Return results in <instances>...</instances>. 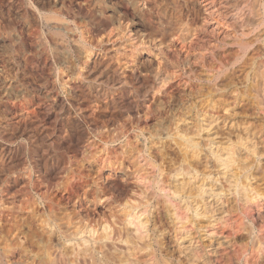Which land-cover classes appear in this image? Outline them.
<instances>
[{
	"label": "bare ground",
	"instance_id": "6f19581e",
	"mask_svg": "<svg viewBox=\"0 0 264 264\" xmlns=\"http://www.w3.org/2000/svg\"><path fill=\"white\" fill-rule=\"evenodd\" d=\"M72 4L79 15L37 10L50 48L38 38L34 51L56 57L69 96L51 102L57 118L0 124V264H264V0ZM19 39L0 32V57ZM160 96L128 162L69 173L80 157L52 138L67 105L89 125L85 143Z\"/></svg>",
	"mask_w": 264,
	"mask_h": 264
},
{
	"label": "rangeland",
	"instance_id": "374dc122",
	"mask_svg": "<svg viewBox=\"0 0 264 264\" xmlns=\"http://www.w3.org/2000/svg\"><path fill=\"white\" fill-rule=\"evenodd\" d=\"M42 1H43V3H41ZM48 1L49 0H47V1L46 0H37V1L36 0H0V32L1 33H7L9 30L12 34L16 33V39L20 38L19 43H18V40H16V42L12 46H10L11 48L9 47L8 52L10 51V49H12L10 51V53L7 52L3 56H1L4 59V57L6 55L5 60H3L0 57V59H2L0 62V120L3 119L2 122L0 121V124L2 123V126H3V124H6V127H5V125H4V127H5L6 131H8V132H11L12 131L11 127H14L15 124L17 125L19 122H20L19 125L22 126L23 123L25 122V119H27L26 120L27 124L25 123L23 126L26 125V129H32L33 124L38 123L36 121H40L39 123H41V121L43 122V120L47 125L51 126V124L54 121L52 119L57 118L56 111L53 110V109H56L54 106L55 102H58L61 99L67 101V99H68L67 97H69L67 94L68 93L67 89H65L62 86V84L60 83V81H61L60 75H57L59 73V71H58L57 66H55V63L57 65V60H55L56 57L53 56V54L50 56L51 52H49L50 54L48 53L49 54L48 55L47 52L49 50H47V52L42 51L41 49H37L38 51H34V49L38 45L37 43L39 42L40 38H44L43 39L44 42L50 48V44H49L48 40L46 39L47 38V30H46L47 26H46V24H44L45 23L44 20L38 15L37 10L39 9L38 8L39 4H41L40 6L44 5L45 8H47V6H48L47 10H51V11H54L56 9L58 10L59 9V8H57L58 6L69 5L70 7H72V6L73 7L70 9H69V6H68V8H65L64 12H63L64 16H66V14L70 13V12H72V14L75 12L74 13L75 15H79V14H77V12H78L77 8H75V6L72 3H75V1L76 2H82L83 0H55V1L50 0L49 2ZM61 1H62V3H61ZM63 1H65L67 3L64 4ZM37 3H38V5H37ZM45 3H46V5H45ZM56 3H57V5H56ZM33 5H35L36 7L35 6L33 7ZM21 6L23 8H21ZM26 6H28L29 8ZM52 6H53V8L56 6L57 7L53 9ZM30 7L32 9L31 11H30ZM17 8H19V9H17ZM20 10H22V11H20ZM122 10H123L122 12L124 13L125 17H127L129 19H133L134 23L136 22V19L131 18L132 17L131 14H129L127 11H125L124 8H122ZM143 10L145 12L144 11L142 12V18L143 17L144 18L149 17L148 21H150V19H151L149 16L150 13L147 14L146 8H144ZM28 11H29V13H28ZM21 12L23 13V15ZM25 12L27 13L26 15H24ZM31 13H32V15H31ZM19 14L22 17H19ZM23 18H24V20H23ZM26 18H28V19H26ZM36 18H37V20H36ZM144 20L147 22L146 19H144ZM16 21L17 22L19 21V22L17 23ZM23 21H25V22L23 23ZM78 21H79V23H81L80 17H77V22ZM26 22L28 23V26H27ZM39 32H40V34L38 35ZM44 32L46 33V36H45ZM41 34H44V35H42L43 37L40 36ZM31 44H32V46L29 47ZM31 48H33V51ZM44 53H46V56L43 55ZM10 55L12 58L10 57ZM43 56H45V58ZM48 56L50 58H48ZM13 57L14 58L17 57V58H15L17 61L14 60ZM10 58H11V60H10ZM7 59L10 61H8ZM12 59L16 63H14ZM18 60H19V62H18ZM17 62L19 65L17 64ZM49 63H51V64H49ZM53 66H54V69L52 70ZM52 73H54V78L56 76V79H54V80H53V74ZM51 75H52V77H50ZM57 76H59L58 79H57ZM58 85H60V86H58ZM64 91L67 93L65 94ZM58 92H60V93H58ZM57 93H58V95H57ZM63 93L65 96L63 95ZM59 97L60 98L62 97V98L60 99ZM158 98H160V99L158 100ZM163 99L164 98L162 96L157 97L155 99V101L153 102V108H154V110L155 109L156 110L155 111L152 110L153 112L149 113L147 116H145V117L137 116L136 117L135 114H132V118L131 117L126 118L127 120L125 119L126 121L125 120H124L125 122L123 121V125L120 129H116V128L111 127L109 130L104 132V134H102V135H95L94 133H90V140L91 139H93V140H91V141L89 140L88 142L86 141L85 142L86 144L83 142L84 141L83 134L87 133L89 131V130H87V129H89V127H88L89 125L85 121V119H83L84 117L79 112H77V110L75 109L76 107L73 106L72 103L69 104L70 106L67 105L68 107H70L69 108V115H67V116L64 115L67 118H65L64 116L59 118V123L60 124L62 123V124H61V126L59 124L58 127L54 128V131H53L54 135L52 136V138L53 139L55 138L54 140L60 143V147L62 146V148H60V151H61V153L63 152L66 154L65 158L71 156V154H72L71 151H74L75 153L78 154V157H80L77 160V162H78L77 165H76V162H74V163L70 164L71 166L73 165L71 167L68 163V169L71 167L70 168L71 170L69 169L70 170L69 173H73V172H76V174L92 173L94 171V169L97 168V166H100L101 163L103 164L102 159H105V161H111V160H112V162L115 161V164L117 161H120L121 157H122L121 158L122 160H123V158L126 160L127 157L126 158L124 157L125 153L123 155V152L125 151L127 144L128 145H129V143H131V145L133 144L134 136L138 132L136 130H139L140 129L139 127H141L143 129V131L146 132L150 129L151 126H153L152 124H154V121L157 118V111H159L158 115L160 114V106L162 104L161 102L163 101ZM48 101H49V103L54 101L53 102L54 104L53 103L49 104V103H47ZM157 105L159 108H157ZM49 108L50 109L52 108V110H50ZM46 110L48 112L49 111L50 112L48 113ZM31 111L33 113H31ZM39 111H40V113H39ZM24 112H25V114H24ZM20 113H22L23 116ZM29 113L32 115L30 116ZM37 113H39V114H37ZM19 114H20L21 118L18 116ZM72 114H74V115H72ZM97 115H98L97 116L98 119L107 118V116H105V115H103L104 116L103 117L101 112H98ZM1 116L3 118H1ZM52 116H54V117H52ZM71 116H73V117H71ZM47 117H49V118H47ZM69 117H71L72 119ZM99 117H101V118H99ZM4 118H6V119H4ZM16 118H18V120H20V121H18ZM22 118H24V122H23ZM30 118H31V120H30ZM63 118H65V119H63ZM28 119L30 120V122L28 121ZM35 119H36V121H35ZM67 119H68V121H67ZM51 120H52V122H51ZM74 120L77 123L74 122ZM3 121H5V122L3 123ZM49 121H50V123H49ZM66 122H69V126L66 125V124H68ZM80 123H81V125H80ZM78 124H79V126H78ZM84 124H86L87 127ZM7 125H9V126L7 127ZM12 125H14V126H12ZM31 126H32V128H31ZM63 126H65V128ZM80 126H81V128H80ZM28 127H30V128H28ZM77 127H79V130ZM84 127L87 128L85 130V132H84V129H85ZM58 128L61 129L62 132L64 130L65 131L62 133L60 130H58ZM63 128H64V130H63ZM9 130H11V131H9ZM118 130H120L118 132V134L120 135V138L118 140H116L115 142L114 141L113 142L108 141V143H106L107 146L104 145L105 144L104 140H108L111 137H113ZM74 131H76L77 134ZM56 132L58 133L57 135H56ZM61 134H62V138L64 137L63 140L61 138ZM79 138H81L82 141ZM0 141H1V138H0ZM89 142H90V144H89ZM81 145H83V146H81ZM102 145L106 147L105 150H102V148H103ZM80 153H82V154H80ZM97 153H98V155H97ZM79 160H81V161H79ZM126 161L128 162V160H126ZM126 161L124 163H127ZM72 181H73V184H75V183L79 184L80 183L79 182L80 180H77V179H74ZM60 194L63 195V192ZM65 196H66V194L62 196V198H61L62 202L66 201Z\"/></svg>",
	"mask_w": 264,
	"mask_h": 264
}]
</instances>
